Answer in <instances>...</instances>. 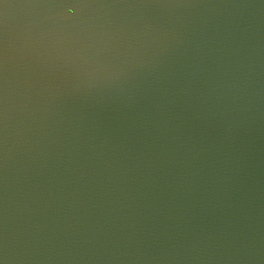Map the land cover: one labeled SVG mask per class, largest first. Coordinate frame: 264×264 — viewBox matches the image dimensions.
<instances>
[{"label": "water", "instance_id": "obj_1", "mask_svg": "<svg viewBox=\"0 0 264 264\" xmlns=\"http://www.w3.org/2000/svg\"><path fill=\"white\" fill-rule=\"evenodd\" d=\"M0 264H264V0H0Z\"/></svg>", "mask_w": 264, "mask_h": 264}]
</instances>
